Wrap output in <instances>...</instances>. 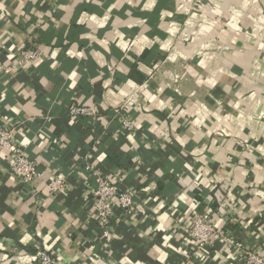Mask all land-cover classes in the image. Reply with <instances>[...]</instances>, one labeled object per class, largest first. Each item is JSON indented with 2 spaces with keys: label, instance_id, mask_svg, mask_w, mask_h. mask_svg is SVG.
Listing matches in <instances>:
<instances>
[{
  "label": "crops",
  "instance_id": "1",
  "mask_svg": "<svg viewBox=\"0 0 264 264\" xmlns=\"http://www.w3.org/2000/svg\"><path fill=\"white\" fill-rule=\"evenodd\" d=\"M0 64V124L42 175L20 182L0 150V264L264 257V0H0ZM98 175L136 206L110 228ZM200 211L217 227L202 251Z\"/></svg>",
  "mask_w": 264,
  "mask_h": 264
},
{
  "label": "built area",
  "instance_id": "2",
  "mask_svg": "<svg viewBox=\"0 0 264 264\" xmlns=\"http://www.w3.org/2000/svg\"><path fill=\"white\" fill-rule=\"evenodd\" d=\"M20 54L21 61L25 65L38 59L40 55L39 51L34 48H25L20 51ZM0 70H5L1 64ZM93 114V110L82 106L73 107L70 110V115L73 117L91 116ZM123 127L128 133L133 131V124L129 120L123 121ZM15 129V125L2 126L0 124V150H6L10 154L11 170L20 182L36 184L42 178V175L38 171L37 165L26 157L16 145ZM87 170L91 169L88 167ZM65 184V181L56 179L49 187L55 192L63 189ZM92 196L96 220L106 228L112 227L121 217L132 215L136 210L132 195L101 175L97 176V186L92 191ZM117 210L120 211L119 215ZM123 214L125 215L123 216ZM189 224L190 226L186 229L188 239L196 244L199 250H205L217 236L213 213L210 211L196 212L190 218ZM37 260V264H63L46 251H39ZM244 264H264V257L257 251L247 250L244 256Z\"/></svg>",
  "mask_w": 264,
  "mask_h": 264
}]
</instances>
